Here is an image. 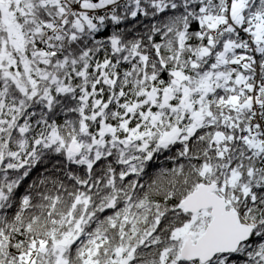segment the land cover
<instances>
[{"label":"snow or ice","instance_id":"1","mask_svg":"<svg viewBox=\"0 0 264 264\" xmlns=\"http://www.w3.org/2000/svg\"><path fill=\"white\" fill-rule=\"evenodd\" d=\"M0 264H264V0H0Z\"/></svg>","mask_w":264,"mask_h":264},{"label":"trees","instance_id":"2","mask_svg":"<svg viewBox=\"0 0 264 264\" xmlns=\"http://www.w3.org/2000/svg\"><path fill=\"white\" fill-rule=\"evenodd\" d=\"M47 166L48 167H51V164H48ZM170 166H171V161H166L164 159V157H160L157 161H155L154 166L153 167H150L148 169L149 175L150 176H154L155 173L159 170V168H161V167H170ZM144 181L145 182H150L149 181V177H147V176L144 177ZM26 186L27 185L25 184V187ZM21 191H22V189H21Z\"/></svg>","mask_w":264,"mask_h":264}]
</instances>
